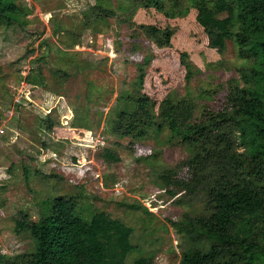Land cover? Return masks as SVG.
I'll return each mask as SVG.
<instances>
[{
  "label": "rangeland",
  "instance_id": "374dc122",
  "mask_svg": "<svg viewBox=\"0 0 264 264\" xmlns=\"http://www.w3.org/2000/svg\"><path fill=\"white\" fill-rule=\"evenodd\" d=\"M14 1L33 6L34 12L28 15V24L11 26V42L0 37V75L17 91L14 99L12 95L3 98L4 91H0V129H4L0 135V251L16 254L28 250L30 241L26 231L17 232V220L28 227L38 220L44 199L70 194L79 196V205L87 209L89 217L103 210L133 227L131 242L137 250L127 261L144 254L154 255L157 264H179L181 236L172 221H180L186 213H200L202 204L195 199L177 203L180 193L167 192L157 179L155 170L161 164L177 167L176 176L186 177V170L178 166L195 150L194 144L179 143L166 119L173 113L175 100L188 92L195 97L197 110L204 105L215 111L225 106L228 80L247 64L238 57L234 40H227L223 52L211 47L194 8L171 19L153 8L138 10L137 24L176 29L171 45L162 47L140 29L119 22L117 15L96 22L85 16L91 5L101 3L114 9L117 0ZM83 19L87 24L80 42H72L77 37L74 33L54 31L55 26L70 27L71 20ZM60 38L66 42H59ZM54 44L73 56L59 60L61 54ZM29 48L34 51L28 52ZM37 57H43L38 65L47 84L33 89L25 84L24 76ZM141 63L146 71L142 90L150 99L144 110L156 122L136 143H119L116 135L108 133L109 113L121 91L131 87ZM59 69L60 77L54 78L51 71ZM205 89L219 92L210 100L198 97ZM22 96L18 105H8ZM43 109H53L52 119L59 121L51 134L39 128ZM83 116L88 129L79 126L82 118L78 117ZM72 118L78 127L71 128ZM109 150L118 159L108 157ZM131 204L139 208L132 209Z\"/></svg>",
  "mask_w": 264,
  "mask_h": 264
},
{
  "label": "trees",
  "instance_id": "16d2710c",
  "mask_svg": "<svg viewBox=\"0 0 264 264\" xmlns=\"http://www.w3.org/2000/svg\"><path fill=\"white\" fill-rule=\"evenodd\" d=\"M151 8L169 19L184 16L190 8L196 9L197 21L209 45L223 52L227 40L233 39L238 57L247 61L237 69L238 76L228 80L226 89L221 86L226 90L223 108L215 111L204 105L197 110L196 99L188 92L175 100L171 106L173 113L166 119L179 143L194 144L195 150L178 166L186 170V177L176 176L177 167L161 164L155 170L157 179L167 192L180 193L177 203L195 199L202 204L200 213H186L180 221H172L181 236L179 264H264V0H117L114 9L101 3L91 5L85 16L96 22L117 15L119 22L140 29L157 45L170 46L176 32L174 27L135 22L139 9ZM33 12V6L0 0V37L11 42V26L28 24L27 17ZM71 21L70 27L55 26L54 31L74 33L77 37L72 42H80L87 23L85 19ZM59 42L65 43L66 39L60 38ZM54 46L61 54L59 60L73 56L59 45ZM33 51L34 48L28 49ZM42 58H35L24 76L33 89L47 84L38 65ZM59 72L60 69L51 74L59 78ZM145 79L141 63L131 87L121 91L117 105L109 113L108 133L116 135L119 143L128 140L129 145L134 144L155 125V116L144 110L150 100L142 90ZM21 80L22 74L18 84ZM1 90L3 98L12 95L14 99L17 92L6 85L3 75H0ZM56 90H52L55 95ZM215 92L219 91L205 89L198 97L210 100ZM13 99L8 105L15 104ZM52 111L43 109L39 113L42 117L39 128L48 134L59 124L52 119ZM81 118L79 126L88 129L84 116L78 120ZM73 121L72 118L71 128L78 127ZM108 157L118 159L110 150ZM78 197L62 194L44 199L38 220L28 227L17 220L16 230L26 231L30 248L16 254L0 251V264H157L154 255L142 254L133 262L127 261L128 255L137 250L131 242L133 227L109 217L103 210L94 211L89 217L87 209L79 205ZM140 208L151 214L148 207L140 205Z\"/></svg>",
  "mask_w": 264,
  "mask_h": 264
},
{
  "label": "built area",
  "instance_id": "2783aa9c",
  "mask_svg": "<svg viewBox=\"0 0 264 264\" xmlns=\"http://www.w3.org/2000/svg\"><path fill=\"white\" fill-rule=\"evenodd\" d=\"M24 82H25L26 85H28V83L26 82V80H25ZM24 82H23V83H24ZM19 86H22V85H19ZM23 86H24V85H23ZM22 97H24V96H22ZM20 100H21V98H20ZM20 100L18 99L17 102L15 101V105H16L17 103L19 104V102H21ZM3 133H4V129L1 128V129H0V135L3 134Z\"/></svg>",
  "mask_w": 264,
  "mask_h": 264
},
{
  "label": "clouds",
  "instance_id": "9594fccd",
  "mask_svg": "<svg viewBox=\"0 0 264 264\" xmlns=\"http://www.w3.org/2000/svg\"><path fill=\"white\" fill-rule=\"evenodd\" d=\"M66 124H67V121H66Z\"/></svg>",
  "mask_w": 264,
  "mask_h": 264
}]
</instances>
